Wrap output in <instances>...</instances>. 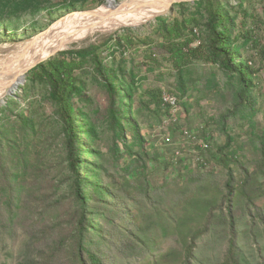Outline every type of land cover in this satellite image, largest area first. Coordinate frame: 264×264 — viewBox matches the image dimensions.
Wrapping results in <instances>:
<instances>
[{
  "label": "rangeland",
  "instance_id": "374dc122",
  "mask_svg": "<svg viewBox=\"0 0 264 264\" xmlns=\"http://www.w3.org/2000/svg\"><path fill=\"white\" fill-rule=\"evenodd\" d=\"M132 1L0 0V13L12 11L16 16L8 19V28L0 27V31L4 29L0 64L69 15L109 5L121 7ZM196 1H173L166 11L135 24L117 28L94 25L53 54L99 44L111 34L133 39L130 48L112 42L110 49L100 51L102 61L133 86L125 106L129 121L121 122L123 139L115 135L110 94L92 62L88 59L76 71L81 92L73 103L85 130L80 133L78 150L85 168L77 166L79 177L87 180L88 166L105 181L109 194L124 199L127 211L124 214L123 207L109 204L92 189L95 198L86 203L92 221L85 223L84 244L105 264H153L170 250L178 255L167 264H184L183 240H192L190 234L202 227L206 230L195 241L191 264H223L231 237L240 256L236 264H264V165L260 164L264 70L253 77L255 109H244L222 120V112L231 109V95L239 87L236 78L218 63L204 60L188 63L178 74L159 34L163 19L195 16L199 21L194 26L196 34L203 39L206 11L203 6L199 9ZM216 1L226 7L232 21L236 48L258 67L261 60L256 49L240 34L250 30L264 45V0ZM198 45V40L191 43L192 47ZM37 63L0 98V168L8 169L7 175L17 186L15 199L8 202L7 180L0 172V264L36 261L41 248L48 250L61 237L66 238L65 247L50 258V264H76L80 202L71 186L76 177L67 155L64 124L49 88L30 79V69ZM148 90L162 91V97L175 99L176 106L165 109L155 105ZM226 144L227 157H223L220 148ZM228 168L237 183L244 176L251 180L248 190L252 199L233 198L236 208L241 209L239 215L235 212L240 220L234 226L227 219L221 220L228 217L222 200ZM191 200L207 203L212 216L208 211L199 212ZM258 211L262 215H257ZM184 217L182 234L175 228Z\"/></svg>",
  "mask_w": 264,
  "mask_h": 264
},
{
  "label": "trees",
  "instance_id": "16d2710c",
  "mask_svg": "<svg viewBox=\"0 0 264 264\" xmlns=\"http://www.w3.org/2000/svg\"><path fill=\"white\" fill-rule=\"evenodd\" d=\"M74 2L75 1H70L69 4H74ZM196 3L200 6L199 9L203 6L206 11L205 35L203 39H201L200 35L196 34L194 26L199 24V21L195 16L186 17L182 20L174 19L172 21L163 19V21H160L159 23V34L163 47L169 54L178 74L181 73L183 67L188 63L194 60H204L209 63H218L230 77L236 78L239 87L234 90L231 95V109L227 107L222 112L220 117L222 120L232 114H237L244 109L254 110L255 100L252 94L253 77L258 71L264 70L263 43L259 38L255 37L250 30H245L240 34L245 40L251 41L256 49L255 54L260 58L261 63L258 67H255L249 63L248 58H245L240 54L235 46L237 38L232 36V21L228 17L225 10L226 7L216 0H198ZM35 7L39 8L40 6L35 5ZM38 12H40V10H38ZM15 18L16 16L12 11L1 12L0 27L8 28V24L6 23L9 22L8 19L13 20ZM3 30L0 31V34L4 33ZM132 40L133 39L127 35L119 36L111 34L99 44L91 43L88 46L81 48L60 50L50 58L37 63L29 72L32 81L44 83L48 86L50 97L55 103L58 116L64 124V131L67 140V155L70 167L74 171L76 177L71 186L75 189L77 201L80 202V214L77 230L75 232L79 236V239L75 244L77 245V249H75L74 252L76 264H105L86 246V244H84V234L86 231L85 223L91 224L92 221V218L89 217V213H87L86 203L91 202L95 198L93 190L102 194L103 198L108 199L110 201L109 204H118L123 207L125 202L122 197L117 196L116 198L113 197L112 194H109L105 181H101L97 173L94 175L88 166L87 169L89 170V174L87 180L84 181L79 177L77 166L82 164L80 153L78 151L79 140L82 138L80 133L85 132V130L82 129L83 125L77 120V109L73 103V98L81 92L79 75L76 71L82 68L88 59L92 62L110 94L109 111L114 119L115 135L117 138L123 139L124 128L121 122L123 120H128V116L126 115L128 112L126 111L125 106L127 105V100L131 97L130 91L133 86H131L130 83H126L117 74L115 69L109 67L102 61L100 51L101 48L110 49L112 42L117 43L119 46L130 48L133 43ZM197 40L199 41V45L192 47L191 43ZM147 93L152 103L155 105H162L167 109V105H165L162 98V91L148 90ZM168 107L171 108V105L168 104ZM128 125L133 127L131 122H128ZM227 149V144L220 148V152L223 151V157H227V154L224 152ZM86 154L90 156L89 152H86ZM223 157H221L222 160L228 161L223 159ZM260 164L264 165V133L261 135ZM81 166L82 168H85L84 163ZM0 170L1 175L7 180V187H5V189L8 191V202H10V199L14 200L16 197L17 186L12 177L7 175L6 172H8V169L5 166H2ZM227 173L228 176L225 184L227 188L222 200L225 202L228 217L221 220L226 222L227 219L230 222V226H234V224L240 220V216L235 215V212L239 215L241 209L236 208L237 206L233 203V198L245 196L251 200L252 193L249 192L252 191L248 190V185L251 180L248 176H244L241 182L237 183L230 168L227 169ZM87 189H91L88 194H86ZM191 203L197 206L199 212L208 211V216H212L213 210H211V208L208 209L207 203L204 201L191 200ZM122 212L127 214L124 207L122 208ZM257 215L262 214L258 211ZM185 222L186 217L176 222L179 228L176 227L175 229L182 232V234L184 231L181 229L182 227H186L184 224ZM131 223L135 226V222ZM164 228L166 229V227ZM205 230L206 228L202 227L190 234L192 240L187 241L186 238L183 240L185 253L183 260L184 264H191L190 256L193 255L195 241L203 233L202 231ZM65 244L66 238L61 237L58 240H55L53 246H49L48 250L41 248L40 253H38V257H40L38 260L31 262L26 261V263L24 262L22 264H50L52 262L50 258L56 257L54 254L61 252V247H65ZM229 244L228 252L223 264H236L238 262V257L240 256L238 255L233 237L230 238ZM84 254L87 256L86 258L84 257ZM177 255L176 251L170 250L166 253L160 254L158 260L153 264H167L170 259L172 261L176 259Z\"/></svg>",
  "mask_w": 264,
  "mask_h": 264
},
{
  "label": "bare ground",
  "instance_id": "6f19581e",
  "mask_svg": "<svg viewBox=\"0 0 264 264\" xmlns=\"http://www.w3.org/2000/svg\"><path fill=\"white\" fill-rule=\"evenodd\" d=\"M176 0H134L123 6H105L91 12L69 15L52 25L36 41L25 43L0 64V98L15 87L26 70L57 50L70 46L79 34L94 25L117 28L135 24L166 11ZM4 58V57H3ZM171 108L176 100L171 99Z\"/></svg>",
  "mask_w": 264,
  "mask_h": 264
},
{
  "label": "built area",
  "instance_id": "2783aa9c",
  "mask_svg": "<svg viewBox=\"0 0 264 264\" xmlns=\"http://www.w3.org/2000/svg\"><path fill=\"white\" fill-rule=\"evenodd\" d=\"M163 98V101L165 103V105H167L168 107V104L172 103L173 101L171 100V98H168V97H162Z\"/></svg>",
  "mask_w": 264,
  "mask_h": 264
},
{
  "label": "water",
  "instance_id": "95a60500",
  "mask_svg": "<svg viewBox=\"0 0 264 264\" xmlns=\"http://www.w3.org/2000/svg\"><path fill=\"white\" fill-rule=\"evenodd\" d=\"M55 53V52H54ZM54 53H52L51 55H53ZM50 56V55H49Z\"/></svg>",
  "mask_w": 264,
  "mask_h": 264
}]
</instances>
